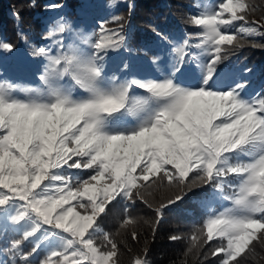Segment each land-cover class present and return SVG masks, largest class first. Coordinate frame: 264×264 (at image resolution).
Instances as JSON below:
<instances>
[{"label": "snow or ice", "instance_id": "obj_1", "mask_svg": "<svg viewBox=\"0 0 264 264\" xmlns=\"http://www.w3.org/2000/svg\"><path fill=\"white\" fill-rule=\"evenodd\" d=\"M257 7L220 0L191 17L199 43L174 47L163 78L107 77L105 57L125 37L102 23L94 39H84L90 51H32L47 61L41 87L0 80V223L16 233L6 248L10 264H120L118 243L100 225L113 202L153 207L146 197L154 190L178 189L154 207L159 223L169 205L205 185L229 206L210 212L188 251L215 240L211 255L220 264H240L264 247V94L246 97L244 84L218 70L226 53L244 47L242 38L264 36V16L249 20ZM67 28L58 22L49 37ZM13 47L0 41V50ZM201 57L196 76L185 65ZM178 73L197 82L184 86ZM136 223L126 216L120 228ZM147 251L132 264H149Z\"/></svg>", "mask_w": 264, "mask_h": 264}, {"label": "trees", "instance_id": "obj_2", "mask_svg": "<svg viewBox=\"0 0 264 264\" xmlns=\"http://www.w3.org/2000/svg\"><path fill=\"white\" fill-rule=\"evenodd\" d=\"M220 0H0V41L11 43V52L0 50V80H7L21 86L41 87L39 79L47 63L42 57H34L35 48L46 47L52 55L76 46L90 51L84 39L95 38L100 25L106 23L110 29H118L125 37V45L116 51H109L105 57L106 76L115 75L120 81L126 79L163 78L171 71L175 60L173 48L183 44L199 43L200 29L190 23L193 16L214 7ZM258 6L249 20H260L264 16V0H254ZM60 5V7H52ZM114 17H120L114 21ZM58 22H64L68 28L63 34L54 32ZM238 26V25H237ZM264 31V29H262ZM244 47L235 48L226 53V58L218 66L222 74H227L238 83L245 85L246 97L264 94V46L252 47V44L264 45V36L244 37L240 40ZM63 44V48L60 45ZM199 55L200 50L191 48ZM153 57L159 59L153 63ZM193 61L185 65L196 70L199 76V63ZM128 69H124V65ZM119 69V70H118ZM167 69V71H165ZM178 83L192 86L197 81L192 76L177 74ZM67 82V78L66 81ZM142 95V90H136ZM23 97L22 93H18ZM132 120L131 117H128ZM178 189L161 188L154 190L146 198L153 207L142 201L134 204L118 199L113 202L107 214L100 220L104 231L113 235L119 245L120 264H132L133 257L142 255L147 248L149 264H220L217 257L211 255L218 241L209 242L202 248L193 249L190 237L202 225L211 211H222L229 206L220 199L210 186L196 188L183 200L169 205L163 217L157 223L154 207L166 202ZM130 216L136 220L133 228L121 229L120 223ZM155 228V232L153 229ZM119 231V235L117 232ZM136 231L138 239L133 240L131 232ZM179 236V240L170 237ZM16 233L9 223H0V262L10 264V254L6 248ZM99 242V240H98ZM31 244L25 246L29 251ZM187 253V255H186ZM46 250H42L37 259H42ZM240 264H264V247L256 246V254L241 259Z\"/></svg>", "mask_w": 264, "mask_h": 264}]
</instances>
